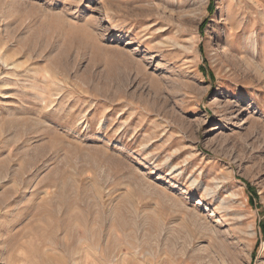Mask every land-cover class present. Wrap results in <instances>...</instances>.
Masks as SVG:
<instances>
[{
	"label": "rangeland",
	"instance_id": "374dc122",
	"mask_svg": "<svg viewBox=\"0 0 264 264\" xmlns=\"http://www.w3.org/2000/svg\"><path fill=\"white\" fill-rule=\"evenodd\" d=\"M0 264H264V0H0Z\"/></svg>",
	"mask_w": 264,
	"mask_h": 264
},
{
	"label": "bare ground",
	"instance_id": "6f19581e",
	"mask_svg": "<svg viewBox=\"0 0 264 264\" xmlns=\"http://www.w3.org/2000/svg\"><path fill=\"white\" fill-rule=\"evenodd\" d=\"M129 84V83H128Z\"/></svg>",
	"mask_w": 264,
	"mask_h": 264
}]
</instances>
